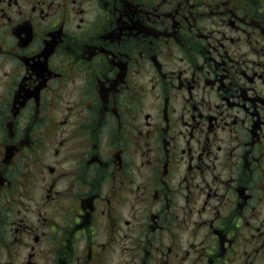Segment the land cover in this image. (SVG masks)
Returning <instances> with one entry per match:
<instances>
[{"label":"flooded vegetation","instance_id":"obj_1","mask_svg":"<svg viewBox=\"0 0 264 264\" xmlns=\"http://www.w3.org/2000/svg\"><path fill=\"white\" fill-rule=\"evenodd\" d=\"M0 264H264V0H0Z\"/></svg>","mask_w":264,"mask_h":264}]
</instances>
